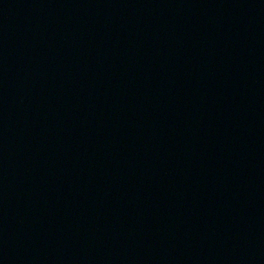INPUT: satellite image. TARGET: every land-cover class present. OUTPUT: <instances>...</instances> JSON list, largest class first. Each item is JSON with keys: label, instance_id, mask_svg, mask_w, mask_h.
Returning <instances> with one entry per match:
<instances>
[{"label": "water", "instance_id": "obj_1", "mask_svg": "<svg viewBox=\"0 0 264 264\" xmlns=\"http://www.w3.org/2000/svg\"><path fill=\"white\" fill-rule=\"evenodd\" d=\"M0 264H264V0H0Z\"/></svg>", "mask_w": 264, "mask_h": 264}]
</instances>
